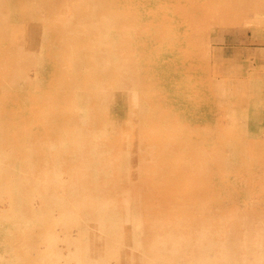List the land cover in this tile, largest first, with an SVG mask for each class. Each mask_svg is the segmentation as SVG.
<instances>
[{
    "label": "rangeland",
    "instance_id": "rangeland-1",
    "mask_svg": "<svg viewBox=\"0 0 264 264\" xmlns=\"http://www.w3.org/2000/svg\"><path fill=\"white\" fill-rule=\"evenodd\" d=\"M25 1L27 4L0 0V21L4 23L0 22V79H6L8 71L18 75L16 84L9 81L3 87L0 85L1 90L7 93V104L14 114L5 122L20 124L21 119L15 116L21 110L22 128L32 127L33 124L37 126L31 132L37 130L39 135L32 136L36 144L34 148H37L33 150L39 157L46 156L50 150L41 146L43 134L46 131L44 138L51 134L50 139L54 140L66 132H52V122L59 108L61 114L63 108L60 106L69 101L71 90H81L82 95L90 97L94 133L102 136L100 141H107V146L113 148L111 155L116 158L112 157L110 167L117 165L116 169H120L112 170L109 167L111 180L109 178L108 183L105 182L107 187L104 184V188H119L121 191L118 189L117 192L120 194H116L120 198L123 192L135 196L138 194L136 190H143L139 194V201L146 206L143 222L147 231L144 236L147 237L144 250L140 252L144 259H152L156 251L165 245L166 257L174 260L175 264H264V0L121 2L123 11L131 5L136 13L144 16L140 19L141 25L119 14L115 7L104 6L105 1ZM94 6L98 8L94 9ZM148 13L151 17L146 16ZM168 13L172 14L170 20ZM69 14H72L71 20H68ZM158 14L161 25L170 28L177 38L178 46L158 50L159 45L156 44V47L150 43L147 34H143L146 32L142 26L153 21ZM131 27H135V30L139 28V34L131 31V37L128 33ZM113 34L118 35L119 45L122 40L127 41L131 37V44L126 47V58L135 62L133 67H136V71L144 69L146 61L148 67L151 66L150 72L146 73L145 68L144 74L138 78L135 74L136 86L126 78L130 75V69L126 66L110 77L101 73L102 67L118 69L116 65L121 64L119 60L109 59L106 54L109 49L106 42L112 41ZM49 42L51 47L46 49ZM11 49L15 50V54H11L20 59L19 67L9 64L7 58ZM41 55L43 59L35 62V58ZM81 59L87 65L94 64V73L83 85L77 86L73 81L76 77L69 74V68L75 62L80 64ZM2 63H7L9 70L4 69ZM102 74L107 80L103 83L98 80ZM80 76L84 78V75ZM100 90H103L102 97L95 98L93 93ZM77 101L75 111L79 113L86 108V103ZM39 112H43V115L34 123L33 113ZM69 115L67 123L72 127L77 113ZM89 127L86 125L79 129L88 131ZM88 132H92L91 128ZM96 134L89 135L90 142L98 138L93 137ZM156 138L158 143H154ZM179 143L183 150V147H176ZM6 144L4 141L3 145ZM165 144H170L169 148H165L170 150L163 152V162L154 163L155 160L150 158L159 160L163 153L158 145L163 147ZM3 145H0L1 148ZM149 145L154 152L157 149V156L154 152L151 153L153 156L146 153ZM75 148H78L76 143L71 149ZM71 149H67L66 154L69 152V155H65L69 159L72 157ZM176 159L181 164L176 163ZM43 162L35 165L30 161L27 167L30 172L26 171V174L35 169L39 172L40 169H49V160L44 162L48 165ZM65 165L61 171L68 184H72L75 170L73 172L72 166L70 170L67 168L70 166L68 162ZM3 176L0 183L6 182V175ZM41 178L31 177L35 183L26 181L25 188L43 187ZM33 195L31 202L21 210L30 222L40 202L32 191L30 196ZM0 198V264H82L80 259H73L75 263L71 255L66 256L69 250L67 245L76 242L80 224L94 219L92 213L86 216L79 207L77 212L80 214L76 212L80 215L79 219L77 215L71 221L60 219L58 222L57 214L61 213L58 209L55 219L48 218L47 222H41L42 225L37 221L32 222L24 229L26 231H21L14 225L17 217L9 208L7 196ZM51 226L55 228L51 229ZM51 232L56 236L51 238L53 242L50 238L46 239L51 237ZM60 237L66 239L64 243ZM53 247L56 253L53 250L50 253L49 249ZM131 247L120 245L116 256L109 259L110 263L120 264L122 256L119 251L125 250L129 252V262L134 264L135 261L136 264L140 259L134 258V248ZM204 250L208 252L203 255ZM198 255H203L202 259H196ZM218 256L227 259H218Z\"/></svg>",
    "mask_w": 264,
    "mask_h": 264
},
{
    "label": "bare ground",
    "instance_id": "bare-ground-1",
    "mask_svg": "<svg viewBox=\"0 0 264 264\" xmlns=\"http://www.w3.org/2000/svg\"><path fill=\"white\" fill-rule=\"evenodd\" d=\"M3 1H5V0H3ZM11 1H15L18 4H22V3L27 4V2L25 0H11ZM48 1H50V0H48ZM100 1H105L104 6L108 5L111 8L115 7V9L119 12V14L122 13L121 15H123L127 19L130 18L131 21L133 19L134 21H136V23L138 25H141L140 19L144 17L141 13H136V11L134 10L133 7H131V5L127 6L126 11H123L120 8V4L124 0H100ZM17 3H15V4H17ZM2 8H4V7H2ZM95 8H98V7L94 6V9ZM48 9L51 10V7H48ZM163 14H165L164 11H163ZM168 14L169 15H167V14L166 15L168 16V19L170 20L172 18L171 17L172 14L171 13H168ZM149 15L150 14L148 13L146 16L151 17ZM154 17L155 18L153 19V21H151V22L148 21V23H145V25L142 26L146 32L143 34H147V36L150 38V43H153L155 45L158 44L160 46L159 47L158 45H156V47L158 46L157 47L158 50H161V48H165V47L172 49L174 47V45L178 46L177 44L179 42L178 43L176 42L177 38L174 37V35L172 34L173 32L170 30V28H165L161 25L162 21L160 20V18H161L160 15L158 14V16L155 15ZM71 19H72V14H69L68 20H71ZM187 21H189V20H187ZM0 22L2 23V21H0ZM2 24H4V23H2ZM129 29H130V31H128L129 35L131 37H133V35H131V31L133 32L135 30V27H131ZM138 29L135 30V34L136 33L139 34ZM181 30H183V29H181ZM165 32H167V34H165ZM187 32H189V31H186V33ZM117 37H118V35L113 34L111 36L112 41L106 42L109 44V49L107 50L108 52L106 54L108 55L109 59L114 60V61L119 60L121 64L116 65L117 67H119L118 69H116V68L107 69V68L102 67V71L101 70L100 71H101V73H103L105 75V77L106 76L110 77V75L115 73L116 70H122L126 66L130 69V72H129L130 75L126 78L130 79L129 82H132L136 86L137 85L136 79L138 78V76L144 74L145 68H146V70H145L146 73L150 72L151 66L148 67L147 61L142 59L143 61H146L145 64L143 65L144 69H142L140 71H139V69H137V71H136V67L135 68L133 67V63L135 65V62L133 60H131V58H129V57L126 58L127 57L126 47H128V45L131 44V37L127 41L122 40L120 42V45H119ZM186 42H188V41H186ZM52 44H53V42H52ZM47 46L48 47H46V49H50V47H51L50 42L47 43ZM12 49L10 50L9 56L7 59L9 60L10 66L19 67L21 64L20 59H17L18 57H15L13 55V54H15V50L13 51ZM11 53H13V54H11ZM45 57L47 58L48 56H45ZM134 57H135V55H134ZM41 58L43 59V55H41V57H39V56L36 57L35 62H37V60H40ZM2 64H4V69H7V66H6L7 63H2ZM86 68H88L86 71H82L83 69H86ZM7 70H9V69H7ZM93 70H94V64L93 63H88V65H87L86 62L84 60H82L80 62V64H77L75 62L74 64H72L70 66L69 74L76 77L75 79H73V81L76 82L75 85L79 86L80 84L83 85V82H85L86 80H88V78L93 76V73H94ZM111 70H113V71L110 72ZM135 71H136V73H135ZM103 74L100 75V78L98 77V80H101V83L107 81L104 78ZM135 74L137 75V78H136ZM80 75H84V78H81ZM17 76L18 75L16 73L14 74V72L11 73L10 71H8L7 78L6 79H0V85H2V87H3V85L7 84V82H9V81L11 83L16 84L17 83L16 81H18ZM22 77H23V75H22ZM100 85L101 84H99V86ZM103 87H105V85H103ZM103 90H100L99 92L93 93L94 97L95 98H98V97L101 98L102 94H103ZM178 91H179V89H178ZM80 92H81V90H80ZM80 92H78L77 90L75 92L73 90H71L72 95L70 96L69 101L63 103L64 105L62 104L60 106L63 108V110H61V114L59 112L60 108L58 109V115L56 114V119L53 120L54 122H52L53 124H52L51 130H52V132L58 131L57 133H59V131H61V130H64L66 132H64V133L60 132L61 134L59 135V137L55 138L53 140V139H50V135H51L50 133H49L50 135L47 136L46 139L44 138V136H46V131H45V133L43 134V138L45 140L42 138V140H41L42 145L41 146L44 149L50 150V152L49 153L47 152L48 155H46V156L39 157V154L35 153L36 152L35 150H37V148H34V147H36V144H35L34 140L32 139V136L34 137V135L39 136L38 131L36 130V132L31 133L33 129L37 128L36 124H33L32 127H30V125H29L26 129H23L22 128L21 110H19L17 115L15 116V117H19L21 119L20 124H15V122H12V121H9V123H6L5 120L9 116H11V118H12V115H13V117H14V114H12L10 112V108L8 107L7 103L9 100L6 99L7 93H5L0 88V142L2 143L0 145H3L4 141L7 143L6 145H3V148H1V146H0V179L3 175H6L5 176L6 182L4 183V181H2L0 183V196L3 198L5 196H7L9 208L12 209V212L17 217V221L14 222V225L16 227H18V229H20L21 231L22 230L26 231L24 229H27L29 225L31 226L32 222L34 223L37 221V222L41 223L42 221L44 222V220H45V222H47L48 218H51V219L54 218L55 219L58 209L61 210V213H59V215L57 214L58 218H56V221L59 222L60 219H63V220H66L68 222L69 220L71 221V219L77 217V215L80 214L79 212H77V210L79 209V207H81L82 211H84L86 216L89 215L88 213H92L94 216V219L91 220V222L87 220L88 223L80 224V228L77 229L79 232V236H78V238L75 239L76 242L72 243V245H70V246L67 245L69 250H68V253H66V256L69 257L71 255L72 260L73 259H80V262L82 264H112V263H110L109 259H112L113 257H115L116 254L118 253L119 246L123 245V246H132L134 248V254H135L134 256L135 257L134 256L133 257L136 258V260L140 259L139 261H137L138 263L136 262V264H161V263H163V264H175V262H173L174 260L166 257L165 252L167 249H166V247H164L165 246L164 244H162V246L164 245L163 247H160L156 251V253L152 259H144L143 254L140 253V252H142V250H144L143 246H144V244H146V243H144L145 237H147V235L144 236V234H146L145 232H147V231H145L146 224L143 222V220H144L143 215H144V213H146V211H145L146 206L141 204L139 201V199H141L139 194H142L143 190L142 189L136 190L138 194H136L135 196L134 195L130 196V195L125 194L123 192V195H121L122 197L120 198L119 196H117V194L118 195L120 194V192L119 193L117 192V190L119 188L116 187L115 190L104 188V184L106 186L105 182L111 176L110 175V168H111L110 164L113 163V162H111V159L113 157V155H111V151L113 152V150H112L113 148L107 146L106 140H105L106 142L100 141L102 136L99 137V134L94 133V131L92 129V125L95 123V121L94 122L91 121L94 117V113L92 112V109H91V105H90V101H89L90 97L86 96V95H82ZM135 94H138V92L135 91ZM17 99H19V98H17ZM77 100H81L82 103H86V108L84 110H81L82 112L79 111V113L75 111V104L78 103ZM72 103H73V105H72ZM42 110H44V109H42ZM72 112L77 113V117H75V119H74V121H76L75 124H73L72 127H69L70 124L67 123L69 120V119H67V115H69V113H72ZM52 114H54V113H52ZM41 115H43V112H39L36 114L33 113V117H32L33 121L34 120L36 121ZM144 115L145 114H143V116ZM54 117H55V115H54ZM65 118L67 119V121H65ZM159 120H160V118H159ZM35 121H34V123H35ZM59 124L61 126H59ZM78 124H80L79 128H82L86 125L88 127L90 126L88 131H90V128H91L92 132L89 133L86 130H81L79 128H76V126ZM153 124H154V122H153ZM156 125H157V123H156ZM147 126H149V124ZM157 126H156V128H157ZM14 133H15V135H14ZM146 133H147V130H146ZM160 133H161V131H160ZM163 133H168V132L163 131ZM90 134L91 135L96 134V135H93V137L94 138L98 137V138L93 140L92 142H90L89 141V135ZM142 135L144 136L143 132H142ZM70 137H74V138L69 139ZM104 138L107 139L108 135L105 136ZM155 140L156 141L154 143H156V142L158 143V141H157L158 139L156 138ZM164 141H162V142H164ZM159 142H160V140H159ZM75 143L77 144L78 148L71 149L72 145H74ZM176 143H178V142H176ZM144 144H145V142H144ZM173 144H172V146H175ZM140 145H141V143H140ZM181 145L182 144L179 143L176 145V147H183ZM158 146L161 147L160 148L161 153H163L164 151L170 150V149H165L166 147L169 148L170 144H167V145L165 144V146L163 145V147L161 145H158ZM33 149H35V150H33ZM67 149L72 150L71 151L72 157L70 159L68 157H65V155H69V152H68V154H66ZM183 149H184V147L181 150H183ZM156 150L154 152L153 147L150 146L149 150L146 153L149 156H153L151 153L154 152V154L157 156L158 151H156ZM160 151H159V155H161ZM198 153H199V151H198ZM198 153H195V154H198ZM163 157H164V153L162 154V157L159 160L155 157L150 158V159L155 160L154 163H158V161L163 162ZM113 158H116V157H113ZM118 158L119 157H117V160L121 161ZM41 159L44 162L49 160V165H48V163L43 162L44 164L48 165L47 168H49V169H47L46 171H43L42 169H40V172L35 169L33 172L32 171H31V173L27 172V174H26V171L30 172V169H27L28 165H30V161H33L35 165H38V163L40 165V161L42 162ZM117 160H115V161H117ZM184 160H186V158ZM176 161H178V160L176 159ZM25 162H27V163L25 164ZM66 162H68L70 165L69 167H67L68 169L71 168V166H72L71 169H73V172L75 170V172H74L75 174L73 175V178H72V180H73L72 184H68L66 178L64 177L63 172L61 171V170H63L62 169L63 166L66 167V165H65ZM123 162H124V160H123ZM169 162H167V163L169 164ZM176 163H179V161ZM196 163H197V161H196ZM172 164L174 165L173 162H172ZM179 164H181V163H179ZM116 166H115V168H113V166H112L113 169L112 168L111 169L115 170ZM124 168H125V166H124ZM118 169L119 168H117L116 170H118ZM187 172H190V170ZM84 173H85V176H84ZM69 174H71V173H69ZM251 174H252V172H251ZM198 175H199V171H198ZM31 177H35V178H37V177L41 178L42 177L41 178L42 179L41 185L43 187H41L39 185L35 189H34V187H32V189L25 188V185L27 183L26 181H28V182L31 181V182L35 183L34 179H33V181L31 180ZM207 178H209V177H206V179ZM85 180H88V181L85 182ZM110 180H111V178H110ZM197 180H199V179H197ZM74 182L76 183L75 184L76 186H74ZM113 182H115V180ZM107 183H108V181H107ZM258 183H260V182H258ZM116 184H117V182H116ZM96 186H99L100 188H95ZM113 186H115V185H113ZM147 188H149V187H147ZM96 189H97V191H96ZM211 189H212V187H211ZM202 190H204V189H202ZM32 191L34 192V194H37L36 195L37 199L40 200V202L38 203V210L36 212V215L34 216L32 222H30L29 217L23 216L24 211H21V210H23L22 208H25L26 205L28 204V202L29 203L31 202V198L34 197V195L30 196ZM91 191H96V193H92ZM119 191H121V190L119 189ZM211 195H213V194H211ZM195 196H196V194H195ZM208 196H209V194H208ZM200 197H202V195ZM221 198H223V197H221ZM154 201H158V200H154ZM195 202H196V200H195ZM155 204H156V202H155ZM222 204H224V203H222ZM10 205H11V207H10ZM188 207H186V208H188ZM192 207H193V202H192ZM89 210H92V211L89 212ZM158 210H160V209H158ZM191 211H192V209H191ZM76 212L79 214H77ZM192 213L193 212H191V214ZM79 217H80V215L78 216L77 219H79ZM159 218H162V217H159ZM176 219H174V220H176ZM151 222H153V221H151ZM179 222L181 223L180 220H179ZM53 223H54V221H53ZM79 223H80V221L77 224H79ZM163 223H164V220H163ZM54 224L56 225V222ZM41 225H42V223H41ZM45 225H46V223H45ZM169 225H170V223L168 224V226ZM173 225H174V222H173ZM175 226H177V225H175ZM178 226L181 227L182 225H178ZM53 227L51 226V229ZM152 227H153V225H152ZM171 227L172 226H170V228ZM179 227H176L177 230ZM162 231H164V230H162ZM178 232H180V231L178 230ZM52 233L53 232H51V237H49L50 233H48L49 236L46 237L47 240L49 238L51 239V238L56 237ZM72 235H74V234H72ZM162 236H163V234H162ZM62 237H60V239ZM67 237H68V235H67ZM69 239H72V238H68V240ZM146 239H148V238H146ZM169 239H171V238H169ZM51 240L53 242L54 239H51ZM51 240H49L48 242H50ZM61 240L64 243V241L66 239H61ZM155 240H158V239H155ZM57 241L58 240L55 241L56 245L58 243ZM158 243H156V244H158ZM169 243H171V242H169ZM49 244H51V242ZM62 245H64V244H62ZM48 248H50V247H48ZM127 248H129V247H127ZM149 248H151V247H149ZM226 248L228 250L230 249V247H226ZM64 249H61V251L65 252ZM49 250H50V253L52 250L54 252L55 247H53V249L51 248ZM169 251H171V249ZM210 251H212V250H210ZM57 252H58V248H57ZM59 252H60V250H59ZM63 252H61L60 254H62ZM151 252H153V251L151 250ZM205 252H208V251L204 250V252H202V254ZM54 253H56V252H54ZM146 253H148V252H146ZM60 254H59V256H60ZM119 254H121L120 256H122L120 264H131L128 260L130 258L129 252H126L124 250L122 252L119 251ZM172 254H173V251H172ZM46 255H49V253H47ZM203 255H198V257L196 259H202L201 257ZM50 256H51V254H50ZM176 257H178V256H176ZM217 258L218 259H227V258H225V256H220V257L218 256ZM178 259H180V258H178ZM181 259H183V258H181ZM205 259H206V257H205ZM259 259H261V257H259ZM262 259H264V257H262ZM61 260L63 261L64 259L61 258ZM113 260H112V262H113ZM56 261H54V262H56ZM65 261L67 262V260H65ZM197 261L198 260H196L195 262H197ZM73 262H75V260H73ZM48 264H49V262H48ZM70 264H72V263L70 262ZM134 264H135V261H134Z\"/></svg>",
    "mask_w": 264,
    "mask_h": 264
}]
</instances>
